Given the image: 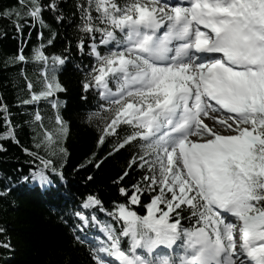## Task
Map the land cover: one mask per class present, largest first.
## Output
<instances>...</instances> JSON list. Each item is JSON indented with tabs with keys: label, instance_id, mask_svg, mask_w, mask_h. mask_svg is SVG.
Segmentation results:
<instances>
[{
	"label": "snow or ice",
	"instance_id": "snow-or-ice-1",
	"mask_svg": "<svg viewBox=\"0 0 264 264\" xmlns=\"http://www.w3.org/2000/svg\"><path fill=\"white\" fill-rule=\"evenodd\" d=\"M25 6V16L42 25L45 8L64 18L58 0H27ZM77 6L97 61L84 88L94 87L108 105L97 144L114 136L116 152L136 141L138 151L118 179L133 166L144 170L140 181L120 187L127 203L115 204L108 215L121 226L102 225L105 238L91 249L94 264H264V0H189L187 6L82 0ZM13 15L21 29L19 11L3 13ZM97 33L99 44L109 46L103 53ZM77 46L83 51L85 40ZM34 58L48 59L39 49ZM16 59H26L22 50ZM64 60L53 56V71ZM58 90L55 76L46 77L31 101ZM35 119H42L38 112ZM56 121L57 135L45 131V146L58 144L67 132L59 115ZM121 124L131 128L123 137ZM4 135L14 138L10 127ZM31 155L41 161L31 179L49 184L54 161ZM145 192L151 194L146 204ZM101 204L90 195L84 207ZM76 215L85 224L96 219ZM10 246L0 241V247Z\"/></svg>",
	"mask_w": 264,
	"mask_h": 264
},
{
	"label": "trees",
	"instance_id": "trees-1",
	"mask_svg": "<svg viewBox=\"0 0 264 264\" xmlns=\"http://www.w3.org/2000/svg\"><path fill=\"white\" fill-rule=\"evenodd\" d=\"M42 2L46 4L48 0ZM80 3L82 0H58L64 18L58 20L57 13L45 8L42 25L25 16L27 0L25 5L18 0H0V228L4 229L0 241H10L11 245L0 247V264H94L91 249L105 238L99 226L114 223L120 228L108 215L115 204L127 203L120 187H130L144 174L143 169L133 166L123 180L118 179L138 151L136 141L116 152L112 151L117 140L114 136L105 137L102 145L97 144L108 105L94 87L84 88L85 82L92 79L97 61L90 54L93 40L80 29ZM6 10L19 11L21 29L14 27L15 15L10 19L3 17ZM96 35L95 43L103 53L107 48L99 46V34ZM81 38L85 40L83 51L77 46ZM37 49L48 57L47 61L34 58ZM21 50L24 61L16 59ZM53 56L65 58L63 64L55 65V71ZM53 76L63 90L31 101L32 93L44 90L46 77L51 80ZM53 100L58 102L57 107L52 106ZM3 106H7L6 112ZM37 112L40 121L35 119ZM57 115L67 132L58 144L45 146L41 143L45 131L57 135ZM9 127L14 138L4 135ZM117 131L123 137L131 128L121 124ZM33 152L55 163L57 171H49L51 182L47 185L41 186L31 179L32 173L41 167L40 159L31 155ZM90 195L102 204L86 210L84 204ZM150 195L145 192L141 202L146 204ZM132 207L138 214H146L140 205ZM77 212L96 219H90L85 227ZM182 224L188 226L186 220ZM121 242L127 247V238Z\"/></svg>",
	"mask_w": 264,
	"mask_h": 264
},
{
	"label": "rangeland",
	"instance_id": "rangeland-1",
	"mask_svg": "<svg viewBox=\"0 0 264 264\" xmlns=\"http://www.w3.org/2000/svg\"><path fill=\"white\" fill-rule=\"evenodd\" d=\"M103 47H109V46H105V45H102ZM218 130H220V131H223L222 129H218ZM53 136H54V134H53ZM43 140V138L41 139V141ZM95 207V205L94 206H91V207H89V208H85L86 210H88V209H91V208H94ZM81 219V218H80ZM84 224V226L85 227H87L88 226V223H83ZM119 226H121L120 224H119ZM100 230L102 231V227H100ZM102 234L104 235V233H103V231H102ZM105 236V235H104Z\"/></svg>",
	"mask_w": 264,
	"mask_h": 264
},
{
	"label": "bare ground",
	"instance_id": "bare-ground-1",
	"mask_svg": "<svg viewBox=\"0 0 264 264\" xmlns=\"http://www.w3.org/2000/svg\"><path fill=\"white\" fill-rule=\"evenodd\" d=\"M207 122V121H206Z\"/></svg>",
	"mask_w": 264,
	"mask_h": 264
}]
</instances>
